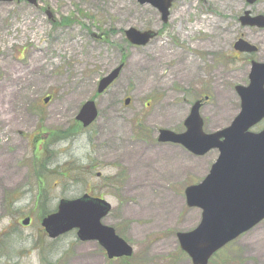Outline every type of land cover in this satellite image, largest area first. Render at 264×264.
<instances>
[{"label": "rangeland", "instance_id": "obj_1", "mask_svg": "<svg viewBox=\"0 0 264 264\" xmlns=\"http://www.w3.org/2000/svg\"><path fill=\"white\" fill-rule=\"evenodd\" d=\"M248 10L264 15V0H175L166 24L137 0L0 3V264H192L177 234L196 229L202 212L187 206L185 189L206 178L219 153L195 156L157 137L184 132L204 96L206 133L237 117L235 87L249 84L251 61L264 63V30L239 22ZM130 28L157 36L136 47L125 37ZM241 38L258 52L235 51ZM121 65L98 94L99 81ZM90 100L98 119L75 132ZM84 194L111 204L103 223L133 247L129 261L108 260L76 231L57 240L45 234L42 204L54 212L60 200ZM210 264H264V221Z\"/></svg>", "mask_w": 264, "mask_h": 264}, {"label": "water", "instance_id": "obj_2", "mask_svg": "<svg viewBox=\"0 0 264 264\" xmlns=\"http://www.w3.org/2000/svg\"><path fill=\"white\" fill-rule=\"evenodd\" d=\"M140 5H151L168 22L174 0H137ZM27 2L38 5V0H0V3ZM258 0H246L249 6ZM239 22L243 27L264 30V15L253 16L245 11ZM130 44L147 46L157 34L130 28L125 32ZM241 53L253 54L258 48L244 39L234 44ZM123 65L99 81L97 92L104 93L120 76ZM248 86H236L241 101V110L232 124L220 131L206 134L200 115L203 102H196L184 125L182 134L160 130L158 142L176 144L186 148L195 156H204L218 150L219 156L207 177L198 185L185 190L189 208L202 211L201 222L189 233L177 235L180 249L188 255L192 264H209L212 257L228 244L237 240L264 221V129H252L264 120V63L252 61ZM45 103L49 102L46 98ZM130 100H126L129 104ZM94 101L86 102L76 121L83 128L90 127L98 118ZM112 206L105 199L88 194L73 200L63 199L57 211L46 216L41 225L47 236L54 240L76 231L81 242H97L109 260L131 258L134 249L116 234L115 229L103 223ZM30 224V218L23 225Z\"/></svg>", "mask_w": 264, "mask_h": 264}, {"label": "trees", "instance_id": "obj_3", "mask_svg": "<svg viewBox=\"0 0 264 264\" xmlns=\"http://www.w3.org/2000/svg\"><path fill=\"white\" fill-rule=\"evenodd\" d=\"M65 24V23H64ZM78 126L76 127V129H75V132H77V131H79L80 130V132L83 130L82 129V127L79 125V124H77ZM36 161H37V159H36ZM37 163V162H36ZM44 169H43V167L41 168V167H39L38 165H37V168H36V170H35V175H37L38 177H39V181H40V183H41V186H42V188L44 189V191H45V185H46V182H44L43 181V178H44ZM42 219L45 217V216H47V215H49V214H51L52 212H49L48 211V209L46 208V205H45V203L44 204H42ZM130 259H124L123 261H129Z\"/></svg>", "mask_w": 264, "mask_h": 264}, {"label": "flooded vegetation", "instance_id": "obj_4", "mask_svg": "<svg viewBox=\"0 0 264 264\" xmlns=\"http://www.w3.org/2000/svg\"><path fill=\"white\" fill-rule=\"evenodd\" d=\"M202 100V102H203V104H202V107H201V110H202V108L207 104V103H209V101H210V97L209 96H204V97H201L200 99H198V100H196L195 102H197V101H201ZM194 102V103H195ZM192 106V105H191ZM201 110H200V112H201ZM261 123H264V121H262Z\"/></svg>", "mask_w": 264, "mask_h": 264}, {"label": "bare ground", "instance_id": "obj_5", "mask_svg": "<svg viewBox=\"0 0 264 264\" xmlns=\"http://www.w3.org/2000/svg\"><path fill=\"white\" fill-rule=\"evenodd\" d=\"M203 22H204V23H207V22H208V19L205 18V19L203 20ZM220 31H221V30H220ZM221 33H222V32H221ZM222 34H223V33H222ZM221 41H222V38H221ZM219 42H220V38H219ZM163 55H164V54H163ZM160 59H161L160 56H156V58H155V60H156L157 62H159Z\"/></svg>", "mask_w": 264, "mask_h": 264}]
</instances>
